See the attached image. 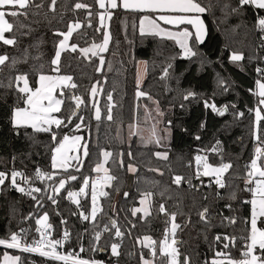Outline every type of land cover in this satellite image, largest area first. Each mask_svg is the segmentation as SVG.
Segmentation results:
<instances>
[{
	"label": "trees",
	"instance_id": "trees-1",
	"mask_svg": "<svg viewBox=\"0 0 264 264\" xmlns=\"http://www.w3.org/2000/svg\"><path fill=\"white\" fill-rule=\"evenodd\" d=\"M44 6L31 9L29 18L20 17V21L31 26L29 35H21L28 29L17 32L16 46L3 45L0 42V54L7 53L10 57H23L27 49V63H20L17 69L28 72L30 82L38 79L40 72L54 74L50 61L54 58L56 46L62 37L56 32L67 31L70 22L79 21L82 27L73 33L70 44L75 43L79 48L90 47L93 42L103 41L104 28L99 23L101 12L96 0H57L55 13L49 10L50 0H36ZM85 3L92 12L91 27H88L89 9H75L74 5ZM208 12L202 15L206 25V38L203 43L196 45L197 56L191 59L183 57L179 46L173 41L151 35L141 36L139 19L146 13L125 10L122 7L112 9L109 23L111 40L108 49L101 55L105 64L101 72L98 57L91 62L83 58L79 52L65 51L61 55L60 74L71 75L73 82L78 85L72 90L82 96L86 103L78 116L85 118L88 127L73 133L76 116L72 123L63 128L58 138L64 133L82 134L88 144L89 156L82 160V167L76 171L75 164L69 172L76 175V181H68L66 188L56 195V204L48 199L50 191H46L41 199L42 207L13 190L6 181L0 186V238H7L13 232L27 229L31 237L36 236V218L48 214L49 221L58 234L63 225L70 232V242L67 247L78 252L81 247L86 257L95 256L110 264H141V252L148 257V248H142L137 238L145 235L159 241L163 238L165 229H170V218L159 213V205L163 203L168 213L176 212V239L179 240V250L183 255H189L193 264H211L216 251L223 250V244L217 242V235L236 238L235 246L230 247L231 255L241 258L244 250V237L248 235L250 225V205L244 201L251 198L250 193L243 190L242 177L245 165L253 158L257 141L253 136L255 115L250 109L258 105V97L250 89H255V81L260 78L255 72L256 65L264 66V39L260 32L253 27L255 13L258 11L251 6H245L239 12H231L224 5L236 7L238 0H202ZM264 15V10H259ZM38 13V14H36ZM153 18L157 13L151 14ZM11 20L12 18L9 17ZM19 28V24L16 25ZM191 26L182 25L181 28ZM100 28V31L96 29ZM175 30H177L175 28ZM11 34H6L9 36ZM233 52L242 53L244 59L233 62L230 57ZM175 57V59H173ZM140 60L146 62V78L139 87L151 99L136 98L137 67ZM171 62L170 76L162 79V69ZM109 65L110 70H109ZM42 66V67H41ZM7 66L0 73V171L7 172L17 168L40 167L46 171L51 169L52 149L56 146L51 133L35 132L32 128L16 129L10 123L12 108L17 103V93L14 88L6 87L10 76ZM99 80L103 86L102 94L96 99L102 109V119H94V109L89 89ZM106 80V82H105ZM220 81L224 83L221 84ZM227 89L226 91L224 89ZM187 91H195V99L184 100ZM112 94L113 121L105 118L108 105L107 95ZM204 100L215 103L218 108L228 106V113L220 116L211 108H205ZM139 105V107H137ZM145 105L153 110L159 107L163 115L159 134L164 139L159 145L145 143L140 136L129 137V125L148 126ZM183 105V107H181ZM234 105V107H233ZM75 107L74 101L65 100L58 117L67 118ZM243 112V117L234 113ZM171 121V125H168ZM203 123L204 127H201ZM166 127L171 128V135L164 133ZM261 139L264 140V121L260 122ZM200 136L197 140L195 137ZM219 141L220 151L224 162H231L233 168L225 175L227 186L218 188L213 178L202 177L203 184L195 178L189 186L182 181L180 186L172 180L175 175L194 177L195 153L207 155L210 163L218 164L220 156L210 151ZM101 150L113 153L106 165L109 174L116 177L108 187V196L103 199V212L97 215L95 225L90 221H82L76 206L67 196L68 191H78L84 177L92 178L97 173L93 171L96 163L102 161ZM132 156L129 157L128 153ZM167 152L168 159L157 158L154 153ZM123 153V167L120 165V154ZM133 164L135 173L127 170L128 164ZM159 169L163 172L152 171ZM60 175H66L61 172ZM58 180V177H57ZM212 180V186L207 187ZM151 191V215L143 217L131 215L134 207H142L139 203L141 194ZM129 195L125 197L124 193ZM233 192L235 199L232 198ZM81 204L86 210L91 207V195L81 198ZM231 205V209L226 205ZM204 207L209 208L210 224L200 219L199 212ZM31 216V218H28ZM224 217H233L235 223H229ZM62 219L66 223H62ZM115 219L124 233L122 240L104 232L99 242V250L93 252V237L96 230ZM135 225V227H133ZM114 233V230H113ZM117 242L119 257L112 256L111 243ZM227 243V241H224ZM7 251L21 256L23 264H62L30 253H22L0 246V260Z\"/></svg>",
	"mask_w": 264,
	"mask_h": 264
},
{
	"label": "snow or ice",
	"instance_id": "snow-or-ice-1",
	"mask_svg": "<svg viewBox=\"0 0 264 264\" xmlns=\"http://www.w3.org/2000/svg\"><path fill=\"white\" fill-rule=\"evenodd\" d=\"M99 9L103 10L98 13L101 28L104 26L105 13H108V18H111V13L108 9H116L123 7L125 10L133 12L146 13L139 19V31L141 36L151 35L160 37L161 39H167L173 41L179 46L182 51L183 57L191 59L198 55L194 50L196 45L203 43L206 35V27L202 15L208 12L211 8L209 3L205 6L202 0H121L118 4V0H96ZM57 0H50L49 10L53 13L56 11ZM44 5L37 3L36 0H0V42L7 46H16L18 43L17 32L21 29L27 28V32H20L21 35H29L32 31L29 24H24L20 21V17H24L25 20L29 18L31 9H40ZM245 6H251L258 10L255 13V22L253 27L258 29L261 33V38L264 39V15L260 14L259 10H264V0H238L236 7L230 5H224L225 8H230L231 12H239ZM75 9H89L88 11V27H91L92 12L90 6L85 3L77 2L74 5ZM160 13L157 17L153 18L151 14ZM38 14V13H36ZM9 17L12 19L10 20ZM158 21H162L165 25L174 26L177 30L172 31L165 27H162ZM19 24V28L16 25ZM182 25L191 26L194 31H190L188 27L181 28ZM82 27L81 22L78 20L70 22L67 25V31L56 32L55 35L62 37L59 40L54 58L51 59L50 64L53 66L51 71L54 75L44 74L40 72L38 79L30 82L29 73L21 72L17 69V65L20 63H27L29 58L28 50H24L23 57H10L6 52L0 54V73L4 71L5 66L10 72H15L14 76H10L9 82L6 87L14 88L17 93V103L12 108L10 114V123L16 129L19 128H32L35 132L51 133V139L56 145L52 149L51 156V169L52 171H44L39 168L35 170V176L29 177L22 171L13 169L11 173L0 171V186H4L6 181L10 182L12 188L16 191L30 196L41 207V201L33 195V193H39L42 191L39 187H32L35 180L52 181L49 185L51 187L53 195L48 196V199L56 204V195L60 193L62 189L66 188L68 181H76L78 177L71 172L69 168L72 166V162H75L76 171L82 167L81 155L84 158L89 156V148L86 142L82 143L84 138L80 135L64 133L62 138H58L63 128L68 127L72 123L74 116L80 121L75 124L73 133L78 132L83 127H88L84 123L85 118L78 116L77 113L82 105H85V99L76 95L72 90L77 89L78 85L73 82L71 75L60 74V62L61 55L65 51L73 53L79 52V54L91 62L93 57H98L99 66L96 71L101 72L105 64V59L101 53L107 51L110 34L107 31L103 32V41L99 44L93 42L90 47L79 48L75 43L70 44V38L73 33ZM100 31V28L96 29ZM6 34H11L6 36ZM264 47V45H262ZM175 59V57L173 58ZM230 59L233 62L241 61L244 59L242 53L233 52ZM42 67V66H41ZM109 65V70H110ZM173 68V64L169 62L166 67L162 69V79H166L170 76V69ZM260 78L255 81V89H250L253 95L258 97V105L254 111V130L253 136L257 141V146L254 150L253 158L248 164L245 165V173L242 177L244 182L243 190L250 193L251 198L244 201L250 205V220L247 223L250 225L248 235L244 237V250L241 252V258L237 259L231 255L230 247L235 246L236 238L232 236L217 235L215 240L223 244V250L216 251L214 258L211 260V264H264V140L261 139L260 122L264 121V68L256 69ZM106 82V80H105ZM223 84V81H220ZM0 83V87H3ZM140 80H137L136 98L139 100L141 97H151L144 91L139 90ZM227 90L226 88L224 89ZM103 86L99 80L91 85L89 89V95L92 99V108L94 109V119L100 122L102 119V109L99 105V100L96 99L99 94H102ZM195 91H187L183 96L184 100L195 99L197 97ZM70 99L74 101L75 107L72 113L67 118H60L54 114L60 113L65 100ZM108 105L106 108L105 118L108 121H113V108L115 105L112 103L113 97L111 93L107 95ZM205 108H211L213 112H218L223 116L228 111V106L218 108L217 105L209 103L208 100H204ZM139 107V105H137ZM183 107V105H181ZM234 107V105H233ZM146 118L150 115L147 105H145ZM163 113L159 111L157 105V116H162ZM237 117H243V112L234 113ZM158 123V121H157ZM171 121H168V125H171ZM201 127H204L203 123ZM136 131H133V129ZM164 133L168 136L171 135V128L166 127ZM147 136H144L139 129L138 125H129V137L133 135L140 136L141 140L145 143H155L159 145L161 140L165 137L159 134L156 124H153L150 129H147ZM197 140L200 136L195 137ZM220 142L217 141L210 151L220 156V162L218 164L210 163L207 155L197 154L194 157L195 172L194 177L175 175L172 182L180 186L182 181H186L189 186L192 185V179L195 178L203 184L202 177H209L214 179L215 185L223 189L227 186L225 175L233 168L231 162H224L223 155L219 148ZM100 155L103 157L102 161H98L93 169L97 173L96 178L84 177L82 185L78 191H68L67 196L77 206H80V200L76 197L88 195L90 188L91 195V211L90 214L80 212V216L85 221H90L95 225L97 214L103 212L102 206L98 204V197H107L108 193L103 190L106 186H111V182L116 179L115 176L109 174V168L106 165L109 159L113 156V153L107 150H101ZM154 155L163 160L168 159L167 152H156ZM120 165L123 167V153L120 154ZM128 156L131 157L132 153L129 152ZM129 172L135 173L137 168L129 163L127 166ZM152 171L160 172L159 169H151ZM66 173V175H60V173ZM102 174V175H100ZM58 177V180H57ZM19 178V180H18ZM212 180L209 181L207 187L212 186ZM125 197L129 194L124 193ZM142 198L139 203L142 207H134L131 210L132 216H137L138 213H143V217L151 215V197L153 193L146 191L141 194ZM232 198L235 199V193L233 192ZM231 209V205H226ZM159 213H162L170 218L171 227L165 229L163 238L159 241L154 240L151 236L145 235L142 239L137 238V242L141 244L142 248H148V257L145 258V254L141 252L140 261L141 264H193L192 258L189 255L181 254L178 244L180 243L176 239L177 229L180 225L175 223L176 212L168 213L165 205L161 203L159 205ZM200 219L206 224H210L209 220V208L204 207L199 213ZM28 218H31L29 216ZM49 217L45 212L42 217L36 218V232L39 234V238H33L31 242L28 241V230L21 229L19 232L11 233L7 238H0V246L6 249H16L22 253H36L40 257L48 258L53 261H60L62 264H102L101 261L94 259H83L79 253L68 252L62 253L58 251L63 247V243L69 239L70 233L65 230L62 239L50 238L48 229L51 227L47 221ZM229 223H235L233 217H224ZM259 222V226H258ZM66 223V221H62ZM135 227V225H133ZM114 230V233H113ZM104 232H108L110 235H114L117 240H122L124 233L121 231L118 222L115 219H110L108 224L103 226V230H96L93 237V251L99 250V242ZM224 241H227L225 243ZM121 244L117 242L111 243L112 256L119 257ZM84 251L83 247L80 249ZM0 264H23L21 256L10 255L7 251L3 253V260ZM34 264V262H32Z\"/></svg>",
	"mask_w": 264,
	"mask_h": 264
},
{
	"label": "built area",
	"instance_id": "built-area-1",
	"mask_svg": "<svg viewBox=\"0 0 264 264\" xmlns=\"http://www.w3.org/2000/svg\"><path fill=\"white\" fill-rule=\"evenodd\" d=\"M260 38H261V34H260ZM261 39H262V38H261ZM258 67H259V68H264V66L256 65V67H255V72H256V73H257L256 69H257ZM257 74H258V73H257ZM255 97H256V96H255ZM253 113H254V111H253ZM197 154H199V153H195V154H194V156H193V161H194V157H195V155H197ZM194 164H195V161H194ZM37 168H39V169H41V170H44V169H42V168H40V167H35V168H31V169H27V168H17V169H15V170H17V171H22V172H24V173H25L27 176H29V177H34V176H35V170H36ZM12 170H13V169H10V170H8L6 173H9V174H10ZM44 171H46V170H44ZM97 175H98V174H96V175L93 176L92 178H96ZM18 180H19V178H18ZM9 183H10V182H9ZM51 183H52V181H48L47 179H45L44 181H41V180H35L34 183L32 184V187H39V188L42 189V191L39 192V193H33V195L36 196V197L41 201L42 196H43V194H44L46 191L49 190V191H50V195L53 194L51 187H49V185H50ZM10 186H11V185H10ZM108 187H109V186L104 187L103 190L107 192ZM11 188H12V187H11ZM12 189L15 190L14 188H12ZM15 191H16V190H15ZM75 192H76V191H75ZM88 192H90V188H89ZM17 193H19V194L22 195L23 197H25V198H27V199L33 201V202H36L35 200H33V199H32L30 196H28V195H25V194L20 193V192H18V191H17ZM82 197H85V196H82V195H81V196H78V197H77V198L80 200V206H77L75 203H74V204H75V206H76V210H77V213H78V215H79V218H80L82 221L85 222V220H83L82 217L80 216V212H84L85 214H90L91 207H90L89 210H86V209L84 208V206L81 204V198H82ZM104 198H105V197H98V204H99L100 206H102V207H103V199H104ZM36 203H37V202H36ZM98 214H99V213H98ZM98 214H97V215H98ZM42 216H43V215H41V216H39V217H42ZM62 221H64V219H62ZM47 223L51 226V227L48 229V231H49V233H50V238H52V239H62L63 234H64V231L67 230V231L69 232L68 227H67L66 225H63L62 228H61V230H60V232H59L58 234H56V233H55V229H54L53 225L51 224V222L49 221V219H48ZM37 227H38V226H37ZM69 233H70V232H69ZM33 238L38 239V238H39V234L36 232V236H35V237H31V236H30V233L28 232V241L31 242V240H32ZM153 239H154V238H153ZM154 240H155V239H154ZM69 242H70V236H69V239L63 243V247H62V248H59L58 251H60V252H62V253L75 252V253H79L80 257L83 258V259H94V260H97V261H101L102 264H110V263L105 262V261H103V260H101V259H97L94 255L91 256V257H86V256L84 255V251L81 252V251L79 250L78 252H76V251H74L72 248H68L67 245H68ZM243 246H244V243H243ZM2 247H3V246H2ZM80 249H81V248H80ZM13 250H16V249H13ZM16 251H19V250H16ZM96 251H97V250H96ZM93 252H95V251H93ZM30 254L38 255V254H36V253H30Z\"/></svg>",
	"mask_w": 264,
	"mask_h": 264
},
{
	"label": "rangeland",
	"instance_id": "rangeland-1",
	"mask_svg": "<svg viewBox=\"0 0 264 264\" xmlns=\"http://www.w3.org/2000/svg\"><path fill=\"white\" fill-rule=\"evenodd\" d=\"M119 3H121V0H118V4ZM123 8V7H122ZM103 11V10H102ZM111 11V10H110ZM110 11H108V12H110ZM111 13V12H110ZM202 18V17H201ZM111 19V18H110ZM110 19L108 18V13L106 12L105 13V21H104V26H103V28H104V31H107L109 34H110V31H109V23H110ZM203 19V18H202ZM99 23H100V20H99ZM205 24V23H204ZM205 37H206V35H205ZM205 37H204V40H205ZM110 40H111V35H110ZM110 40H109V43H110ZM108 46H109V44H108ZM108 49V48H107ZM106 52V51H105ZM105 52H103V53H105ZM102 54V53H101ZM55 74V73H54ZM54 74H50V75H54ZM63 75V74H62ZM145 78H146V62H145V60H140L139 62H138V67H137V80L139 79L140 80V86L143 84V82H144V80H145ZM261 107H264V106H261ZM148 108V107H147ZM148 110H149V113H150V115L148 116V118H146L148 121H149V125L148 126H139V129L141 130V132H142V134L144 135V136H147V129H150L151 128V126L153 125V124H156V126H157V129L158 130H160L161 128H163V126H162V118H161V116H157V107L156 108H154L153 110H151L150 108H148ZM160 111V110H159ZM54 115H56V116H58V113L57 114H54ZM255 115V114H254ZM157 121H158V123H157ZM133 131H136V129L134 128L133 129ZM75 135H80V136H82L83 138H84V136L82 135V134H75ZM85 141L83 140L82 141V143H84ZM257 146V145H256ZM84 159V157L81 155V160H83ZM75 164V162H72V166ZM71 166V167H72ZM70 167V168H71ZM69 168V169H70ZM100 175H102V174H100ZM76 199H78L77 197H76ZM250 220V219H249ZM258 226H259V222H258ZM9 253V252H8ZM10 255H16V254H12V253H9ZM2 260H3V257H2V259L0 260V262H2Z\"/></svg>",
	"mask_w": 264,
	"mask_h": 264
},
{
	"label": "crops",
	"instance_id": "crops-1",
	"mask_svg": "<svg viewBox=\"0 0 264 264\" xmlns=\"http://www.w3.org/2000/svg\"><path fill=\"white\" fill-rule=\"evenodd\" d=\"M110 10H112V9L109 8L108 11H110ZM101 11H102V10H101ZM158 15H160V13H157V16H158ZM203 21H204V20H203ZM158 23H160L162 27H165V28H167V29H169V30H172V31H176L174 26H171V25H165V24H163L162 21H158ZM205 27H206V25H205ZM193 30H194V29H193ZM206 33H207V32H206ZM205 38H206V37H205ZM69 43H70V41H69Z\"/></svg>",
	"mask_w": 264,
	"mask_h": 264
},
{
	"label": "water",
	"instance_id": "water-1",
	"mask_svg": "<svg viewBox=\"0 0 264 264\" xmlns=\"http://www.w3.org/2000/svg\"><path fill=\"white\" fill-rule=\"evenodd\" d=\"M83 106V105H82ZM82 106H81V108H80V110L78 111V113H77V115L80 113V111H81V109H82ZM225 107V106H224ZM229 110V109H228ZM228 113V111L225 113V114H227ZM224 114V115H225ZM219 115V114H218ZM221 116V115H220ZM82 196H84V195H82ZM179 241V240H178Z\"/></svg>",
	"mask_w": 264,
	"mask_h": 264
}]
</instances>
